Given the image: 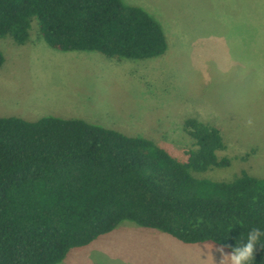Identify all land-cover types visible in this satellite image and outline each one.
Returning <instances> with one entry per match:
<instances>
[{
	"label": "trees",
	"instance_id": "1",
	"mask_svg": "<svg viewBox=\"0 0 264 264\" xmlns=\"http://www.w3.org/2000/svg\"><path fill=\"white\" fill-rule=\"evenodd\" d=\"M35 19L58 51L144 61L169 49L162 25L123 0H0V39L26 45ZM5 61L0 51V68ZM184 127L194 148L180 159L81 119L0 117V264L63 263L124 221L228 252L242 233L264 229V177L210 175L233 165L220 156L222 130L197 118ZM254 264H264V247Z\"/></svg>",
	"mask_w": 264,
	"mask_h": 264
},
{
	"label": "rangeland",
	"instance_id": "2",
	"mask_svg": "<svg viewBox=\"0 0 264 264\" xmlns=\"http://www.w3.org/2000/svg\"><path fill=\"white\" fill-rule=\"evenodd\" d=\"M123 2L162 25L165 56L131 61L58 51L35 19L26 45L0 39V117L81 119L150 138L180 159L194 148L185 121L197 118L222 130L228 148L220 156L233 159L231 169L210 175L264 177V0ZM218 248L124 221L60 264H219Z\"/></svg>",
	"mask_w": 264,
	"mask_h": 264
},
{
	"label": "clouds",
	"instance_id": "3",
	"mask_svg": "<svg viewBox=\"0 0 264 264\" xmlns=\"http://www.w3.org/2000/svg\"><path fill=\"white\" fill-rule=\"evenodd\" d=\"M258 246L264 247V229L254 227L240 235L231 252H225L222 246L217 249L219 264H254Z\"/></svg>",
	"mask_w": 264,
	"mask_h": 264
}]
</instances>
